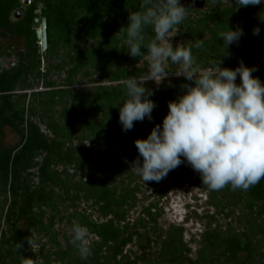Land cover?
<instances>
[{"label": "trees", "instance_id": "trees-1", "mask_svg": "<svg viewBox=\"0 0 264 264\" xmlns=\"http://www.w3.org/2000/svg\"><path fill=\"white\" fill-rule=\"evenodd\" d=\"M202 1L206 4L209 1L211 6H207L199 18L185 22L187 24L184 30L179 33L186 39V46L194 44L197 40H203L201 49L192 48L197 65L204 67L202 64L206 63L210 66L208 62L218 61V58L223 61L224 66L232 69L237 68L241 61L247 67L254 63H264V20H262L264 19V0L260 5H249L238 9L236 0H231L229 4H224L220 0ZM141 3L142 0H33L31 5L24 6L22 0H0V55L13 56L14 60L9 66L0 68V194L5 200L0 204L2 208L0 214L2 217L5 210L4 219L8 226L0 238V264H22L21 254L24 251L34 253L26 243V238L31 235L33 237L34 231L37 233L47 231L44 208L51 204L53 193L51 194L49 185L56 180L51 167L69 162L80 166L86 157L84 152L79 153L80 150L74 147L65 148L66 145L57 139L63 135L65 128L68 129L67 132L73 133L77 121L86 119V113L79 115L78 118L75 117L74 111L67 110L66 113H60L63 120H68V116L72 117L67 125H63L60 123L62 119L57 117L59 113L55 114L54 110L48 111L51 110L53 103L63 104L69 99V94H66L68 91L51 89L32 92L27 110L25 108L26 92L18 94L16 91L34 89L41 84L45 87H54L56 82L54 78L58 75L59 80L62 81V74L65 71L68 82L72 83V79L78 75L81 67L84 68L83 64L87 60L94 64L102 57L112 59L114 58L112 56L119 53L120 55L128 54L125 44L120 52L114 50L109 54L99 39H106L109 33L116 32V39L121 41L119 30L127 26L129 11L142 10ZM43 5L44 13L41 12ZM17 12L21 13L19 17ZM43 17L47 22L48 48L46 56L39 57L35 19ZM257 27L259 34L253 35V30ZM228 28L232 30L240 28L243 34L237 42L228 46L226 54H222L224 49L221 46L224 40L219 38L218 34L227 31ZM152 36L151 27L146 28V40ZM4 40H9L8 44L5 45ZM93 40L97 41L93 43ZM85 41H89V48H86V51L80 47V44ZM62 49L70 53L67 56L72 60L73 67L69 66V59L65 55L62 56ZM145 51L146 49L142 48V52ZM80 53H83L85 59L80 57ZM139 58L133 57V63L139 62ZM170 67L174 71L178 70V66L171 62ZM123 68V66L116 67L112 74L119 72L115 74L116 77H119L121 73L125 76L126 69ZM141 71V68L136 70L138 73ZM261 73L264 74V70ZM190 83L192 82L185 80L184 77H179L172 83L166 84L163 90L154 91L149 83L144 86L154 93L150 96L151 100L155 99L159 101L160 107H165L168 106L169 101L179 97H176L175 92L186 90L181 85ZM95 91L92 95L94 106L97 109L103 106L110 108L108 113L111 115L104 117L105 124L119 122L120 105L127 99L123 83L109 88L99 87ZM41 107L47 110L43 111L41 117L47 131L42 130L35 120L37 111ZM5 127L20 134L21 141L17 146L7 147L2 144V133ZM40 156L41 161L38 160ZM87 156H90V153ZM35 167L38 170L39 183L33 180L36 178V173L31 169ZM183 170L184 173L180 177L182 179H188L194 171L190 165ZM85 193L89 198L98 199H101L104 194L102 190L97 192L89 188L85 190ZM248 196L249 207H259L260 212L264 214V179L249 188ZM119 217L121 218L122 215ZM93 226L103 236L114 259L122 255L124 248L129 244L141 252L143 256L141 258L148 259L147 254L154 246V240L146 230L118 228L112 221ZM211 234L213 233L206 234V242H211ZM216 236L222 239L221 233H217ZM170 238V241L173 240L170 243L172 254L166 256L169 264L201 263L197 259L190 258L186 252L188 250L184 251L177 247L179 241ZM221 242L218 245L223 247L226 254L232 256L238 264H247L253 259V249L249 238L236 236ZM16 243L23 245L20 252L15 250ZM36 243L39 244L37 241ZM26 247L29 250H25ZM94 248L101 247L98 244ZM45 251L46 248L42 244L40 254L45 255ZM163 255L167 254L163 253ZM44 258L42 264L51 263L49 259L46 262V255ZM93 259V264H97L95 254ZM130 260V257L126 256L119 262L133 264ZM57 264H63V262L57 260Z\"/></svg>", "mask_w": 264, "mask_h": 264}, {"label": "rangeland", "instance_id": "rangeland-1", "mask_svg": "<svg viewBox=\"0 0 264 264\" xmlns=\"http://www.w3.org/2000/svg\"><path fill=\"white\" fill-rule=\"evenodd\" d=\"M220 1L224 4L231 2V0ZM179 2L188 10L185 19L171 33L173 37L170 38V42L174 48L178 44L186 43V39L179 34L186 26L185 22L199 18L203 10L211 6L209 1L206 4L202 0H179ZM116 36V32L109 33L106 39H99L109 54L114 50L120 52L123 49L124 41L116 39ZM153 37L154 33L150 39ZM94 41L97 40L92 42L95 43ZM8 42L9 40L3 41L5 45ZM80 47L86 51V48H89V41L82 42ZM66 51L62 49V56L65 55L69 59L67 55L70 53ZM80 57L85 59L83 53H80ZM112 57L114 58L102 57L94 64L87 60L83 64L84 68L81 67V71L72 79V83L68 82L65 71L62 74V81L59 80L58 75L54 78L56 81L54 87H45L41 84L34 89L16 91L18 94L26 92L27 110L32 92L65 89L68 91L66 94H69V99L63 104L53 103L51 110L48 111L54 110L55 114L59 113L57 115L59 119H62L60 113H66L67 110L74 111L76 118L85 113L87 115L85 120L77 121L73 133L67 132L68 129L65 128L63 135L55 137L66 145L65 148L74 147L80 150L79 153L84 152L86 157L80 166L69 162L51 167L56 180L49 185L51 194L53 193L51 204L44 208V221L48 229L38 233L33 232V238L39 243L38 248L33 254L24 251L21 257L32 259L34 264H42L45 255L46 262L49 259L50 264H57V260H61L63 264H93L95 254L97 264H120L119 261L126 256L130 257V263L133 264H169L166 256L172 254L170 244L173 241H170L172 237L179 241L177 247L184 251L188 250L186 252L189 257L199 260L201 262L199 264H238L218 243L242 236L245 239L249 238L253 249V259L247 264H264V214L260 212L259 207H249L247 204L249 189L232 190L229 185L222 190H209L202 184L200 174L195 171L188 179H182L180 177L184 173L183 169L188 165L186 160L159 182L149 181L145 184L143 179L131 169L133 161L139 158L142 162L143 159L139 157L135 140L146 139L156 125L162 127L163 119L169 109L168 106L160 107L159 101L152 99L156 106L151 113V120L145 117L143 121H136L133 128L126 132L120 122L108 121L109 123L105 124L104 117L111 115L108 113L110 108L100 106L102 108L97 109L94 106L92 95L96 92L95 89L117 86L129 76L138 77L146 74L148 70V62L143 56L137 63H133V57L128 54L119 53ZM13 61V56L0 55V68L9 66ZM73 65L72 60L69 59V66L73 67ZM202 65L204 67L199 66L202 69L209 67L206 63ZM118 66L126 69L125 76L121 73L116 77L115 74L119 72L112 74ZM221 67L226 66L222 63ZM253 67L257 70L252 75L264 82V74L261 73L264 70V63H254L249 66V68ZM140 68L142 71L136 72ZM177 69L179 70V67ZM167 70L170 71L168 77L159 85L151 80L146 83H149L154 91L163 90L166 84L183 77L173 73L175 71L170 67V62ZM126 76L128 77L125 78ZM236 82L240 83L239 76ZM185 91L175 92L176 97ZM43 111L47 110H43L42 107L38 109L35 120L42 130L47 131L46 125L42 123ZM70 118L72 119L68 116V120L62 119L60 123L67 125ZM2 134L1 142L7 147L17 146L21 141L20 134L9 127H5ZM88 153L90 156H87ZM41 158L40 156L38 160L41 161ZM181 159L184 160L183 157ZM31 171L36 173V178L33 180L39 183L37 168ZM87 188L97 192L102 190L104 194L101 199L89 198L85 193ZM4 201V197L0 194V204ZM1 210L0 206V213ZM4 213L2 217L0 214V238L8 227ZM119 215L122 217L120 218ZM74 221L89 230L92 254L86 259L80 257L71 243ZM110 221L118 228L129 227L131 230L148 231L154 240V246L147 254L148 259L141 258L143 257L141 252L130 244L124 248L122 255L114 259L103 236L93 226ZM208 232L213 233L210 243L205 241ZM217 233H221L222 239L216 238ZM42 244L46 248L45 255L40 254ZM98 244L101 248L95 249L94 246ZM25 250L29 249L26 247Z\"/></svg>", "mask_w": 264, "mask_h": 264}, {"label": "clouds", "instance_id": "clouds-1", "mask_svg": "<svg viewBox=\"0 0 264 264\" xmlns=\"http://www.w3.org/2000/svg\"><path fill=\"white\" fill-rule=\"evenodd\" d=\"M261 2L236 0V5L238 9ZM140 7V11L129 12L127 26L119 30L127 53L134 58L143 56L148 62L146 74L122 81L127 97L119 108L123 130H131L134 122L145 117L152 119L156 105L149 97L154 93L144 85L149 80L159 85L166 79L169 62L179 67L173 72L176 76L192 83L181 85L186 91L169 101L162 127L156 125L146 139L135 140L143 159L133 161L131 169L145 184L159 182L186 160L209 190L218 191L229 185L232 190H248L258 184L264 179V83L252 75L257 69L242 61L235 69L221 67L223 61L219 58L210 60L209 67L200 68L192 48L201 49L203 40L187 46L181 43L175 48L170 42L171 33L185 19L188 8L179 0H142ZM148 27L154 37L146 40ZM242 34L240 28L220 32L218 37L224 40L222 54ZM258 34L259 28H254L253 35ZM71 232V243L86 259L92 254L88 228L74 221ZM26 243L35 253L38 245L32 235ZM22 248L16 243V251ZM22 264L34 261L24 258Z\"/></svg>", "mask_w": 264, "mask_h": 264}, {"label": "water", "instance_id": "water-1", "mask_svg": "<svg viewBox=\"0 0 264 264\" xmlns=\"http://www.w3.org/2000/svg\"><path fill=\"white\" fill-rule=\"evenodd\" d=\"M22 3L24 6H29L33 3V0H22ZM41 12H45V6H42ZM21 15L20 12H17V16L19 17ZM35 25L37 27V39L39 42V51L38 56L44 57L47 54V48H48V40H47V22L45 17L43 18H36L35 19Z\"/></svg>", "mask_w": 264, "mask_h": 264}]
</instances>
